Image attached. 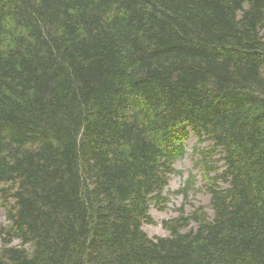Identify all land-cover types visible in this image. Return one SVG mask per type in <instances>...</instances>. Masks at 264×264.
Returning <instances> with one entry per match:
<instances>
[{
    "label": "trees",
    "instance_id": "16d2710c",
    "mask_svg": "<svg viewBox=\"0 0 264 264\" xmlns=\"http://www.w3.org/2000/svg\"><path fill=\"white\" fill-rule=\"evenodd\" d=\"M0 207V264H264V0H0Z\"/></svg>",
    "mask_w": 264,
    "mask_h": 264
},
{
    "label": "rangeland",
    "instance_id": "374dc122",
    "mask_svg": "<svg viewBox=\"0 0 264 264\" xmlns=\"http://www.w3.org/2000/svg\"><path fill=\"white\" fill-rule=\"evenodd\" d=\"M197 145L199 144L196 138L191 137L185 145V155L176 161L174 167L179 174L171 177L169 186L166 189V195L170 200L167 208L165 211H158L152 208L150 215L153 219V224H145L143 226V230L149 237H168L169 232L164 227V221L178 218L182 214L189 215L197 208L203 207L209 214H212L209 208L210 195L205 189L202 176L194 169L197 157L193 153V149ZM191 175H193L194 182H196L192 190L187 185ZM5 227H8V223L5 211L0 207V229ZM18 245L19 242L15 241L13 243V246Z\"/></svg>",
    "mask_w": 264,
    "mask_h": 264
}]
</instances>
